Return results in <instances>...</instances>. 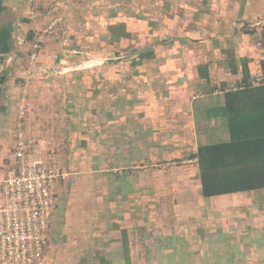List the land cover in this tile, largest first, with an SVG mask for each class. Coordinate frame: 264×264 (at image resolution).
<instances>
[{"label":"crops","instance_id":"obj_1","mask_svg":"<svg viewBox=\"0 0 264 264\" xmlns=\"http://www.w3.org/2000/svg\"><path fill=\"white\" fill-rule=\"evenodd\" d=\"M216 3L0 0L1 166L26 51L63 17L24 89L66 141L44 264L264 262V188L201 190L198 147L229 139L214 89L264 73V0Z\"/></svg>","mask_w":264,"mask_h":264},{"label":"built area","instance_id":"obj_2","mask_svg":"<svg viewBox=\"0 0 264 264\" xmlns=\"http://www.w3.org/2000/svg\"><path fill=\"white\" fill-rule=\"evenodd\" d=\"M62 22L63 17L57 15L32 37L22 85L29 83V68L41 45L47 38L59 35ZM256 26L264 30V20L256 22ZM244 85L228 86L226 90ZM249 85H264V73L251 77ZM13 123V161L0 165V264H44L48 230L57 203L56 183L68 176L61 156L66 141L55 137L50 118L30 116L26 92L21 91Z\"/></svg>","mask_w":264,"mask_h":264},{"label":"trees","instance_id":"obj_3","mask_svg":"<svg viewBox=\"0 0 264 264\" xmlns=\"http://www.w3.org/2000/svg\"><path fill=\"white\" fill-rule=\"evenodd\" d=\"M216 1L203 0L201 10L208 11ZM243 83L235 89L216 87L224 95L229 139L197 149L201 190L206 196L264 188V85Z\"/></svg>","mask_w":264,"mask_h":264},{"label":"rangeland","instance_id":"obj_4","mask_svg":"<svg viewBox=\"0 0 264 264\" xmlns=\"http://www.w3.org/2000/svg\"><path fill=\"white\" fill-rule=\"evenodd\" d=\"M30 47V46H29ZM29 47H28V49H27V51H26V54H25V56H24V59H23V62H22V64H21V66H22V69L24 70V74H23V76L22 77H20L18 80H17V83H18V85L22 88V90L21 91H23V92H25L24 91V89H25V87L27 86V85H29L30 83H31V67H32V65L34 64H32L31 65V67L29 68V83H27L26 85H22V82H23V80H25V76H26V73H27V70H26V67H25V65H24V62H25V59H26V57H27V54H28V52H29ZM7 98V97H6ZM53 122V120H50V125H51V128L53 129V131H54V124L52 123Z\"/></svg>","mask_w":264,"mask_h":264}]
</instances>
